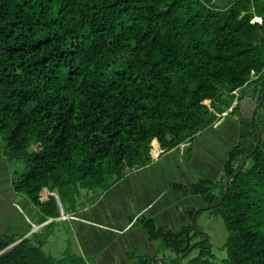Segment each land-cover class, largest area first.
<instances>
[{
    "label": "trees",
    "instance_id": "obj_1",
    "mask_svg": "<svg viewBox=\"0 0 264 264\" xmlns=\"http://www.w3.org/2000/svg\"><path fill=\"white\" fill-rule=\"evenodd\" d=\"M251 85L259 105L264 0H0V134L27 170L18 188L41 223L61 216L46 190L62 205L82 189L101 197L234 105L236 114L238 93ZM248 132L250 146L227 154L219 181L174 184L205 203L189 211L187 226L172 232L142 218L148 240L171 250L176 264L195 249L187 264H216L209 240L191 225L205 211L228 232L222 264H264V141L256 128L254 139ZM48 240L0 233V264H87L82 256L55 260L43 249Z\"/></svg>",
    "mask_w": 264,
    "mask_h": 264
},
{
    "label": "rangeland",
    "instance_id": "obj_2",
    "mask_svg": "<svg viewBox=\"0 0 264 264\" xmlns=\"http://www.w3.org/2000/svg\"><path fill=\"white\" fill-rule=\"evenodd\" d=\"M255 85L238 93L241 102L236 114L233 110L234 114L232 111L225 113L216 125L159 159L152 158L148 166L129 173L101 197L102 191L82 189L73 202L67 201L62 205L60 196H55L60 209L65 213L76 210L75 215L52 219L42 229L37 227L44 221L40 209L23 189L18 188L27 170L23 162L11 158L8 144L0 134V233L15 239L29 238L34 244L48 236L43 249L55 260L71 255L84 257L87 264H137L133 257L143 256L148 257L151 264H176L177 256L171 250L161 242L148 241L142 224L132 225V229L124 231L127 218L141 216L149 203H153L155 207L148 208L146 215L155 216L163 229L178 232L188 225V217L183 210L190 206L199 210L205 204L200 197L185 192L179 194L173 184L191 186L200 179L219 181L227 154L244 143V128L251 131L252 139L256 128L264 141V106L257 111L256 124L248 121L257 108V92L256 104H251L254 97L251 91L256 90ZM118 191L128 192V199L123 204L112 200ZM169 208L178 217L173 226L168 225L169 220L165 218V211ZM191 225L194 228L192 222ZM108 226L113 232L106 230ZM194 230L208 237L215 263L222 264L227 257L223 249L228 240L222 219L205 211L197 218ZM139 233V238H144V241L133 244V235ZM198 256L195 249L187 261L182 257L180 264H187Z\"/></svg>",
    "mask_w": 264,
    "mask_h": 264
},
{
    "label": "crops",
    "instance_id": "obj_3",
    "mask_svg": "<svg viewBox=\"0 0 264 264\" xmlns=\"http://www.w3.org/2000/svg\"><path fill=\"white\" fill-rule=\"evenodd\" d=\"M256 92H257V90H252L251 91V93H254V97H253V99H252V103L251 104H256L255 103V98H256ZM259 98V97H258ZM258 98H257V101H258ZM236 104V103H235ZM234 108H236V106L234 105L233 106V108L232 109H230V112L234 109ZM240 118H242L241 116H240ZM248 121L251 123V118L250 117H248ZM244 128V127H243ZM244 131L246 132V133H244L245 134V137L246 138H244L242 141L244 142L243 144H242V146L243 147H248V146H250L249 145V139H248V134H249V132H248V130L247 129H245L244 128ZM241 141V142H242ZM179 148V147H178ZM176 150V149H175ZM174 151V150H173ZM173 186H174V184H173ZM175 189V188H174ZM176 190V189H175ZM177 191V190H176ZM178 192V191H177ZM128 192H126V193H124V192H122V191H118L115 195H114V197L112 198V200H116L119 204H123L127 199H128V194H127ZM179 193V192H178ZM180 194V193H179ZM131 196V195H130ZM202 199V198H201ZM203 202V201H202ZM153 203H149V206H151ZM205 204V203H204ZM149 206H148V208H149ZM154 207H155V205H154ZM153 207V208H154ZM205 207V206H204ZM148 208H146L142 213V215L141 216H139V217H137V215L135 216V217H128L127 218V221H128V224L127 225H125L124 226V231H127L128 229H132V225H135V224H141V219L142 218H144V217H151V218H154L157 222L159 221L155 216H147L146 215V213H147V210H148ZM191 208H193L192 206H190L187 210H183V212H184V214L188 217V224L190 223V219H189V211L190 210H193V209H191ZM203 208V207H202ZM84 210V212L86 211V209L84 208L83 209ZM75 214H72L71 216H74ZM165 218H168V225H175V223H176V220H177V215L176 214H173L172 213V211H171V209L169 208L167 211H165ZM193 218V217H192ZM64 219V218H63ZM89 221V220H88ZM90 222V221H89ZM132 223H135V224H132ZM44 225V224H43ZM159 225V224H158ZM113 227H115V226H113ZM161 227V226H160ZM107 229L106 230H108V231H110V232H113L111 229H110V227L108 226V227H106ZM171 231V230H170ZM141 233H139V234H137V235H133V239H134V241H133V244L135 243V244H138V243H140V241H144V238H142V237H140L139 238V235H140ZM149 241V240H148ZM150 242V241H149ZM112 246H114V244L112 243Z\"/></svg>",
    "mask_w": 264,
    "mask_h": 264
},
{
    "label": "water",
    "instance_id": "obj_4",
    "mask_svg": "<svg viewBox=\"0 0 264 264\" xmlns=\"http://www.w3.org/2000/svg\"><path fill=\"white\" fill-rule=\"evenodd\" d=\"M263 103H264V92H263V94H262V100H261V102L259 103V105H257V108H256V110L254 111V113H253V115H252V120H253V122H256V114H257V111L260 109V107L263 106ZM260 137H261V136H260ZM148 159H149V158H148ZM245 165H246V159L243 161L242 166H241V168H240V170H239V173L242 172V170L244 169ZM237 175H238V173L234 174L233 176H231V177H229V178L227 179V181H226V183H225V194H224V197H226V196L228 195V193H229V186H230V183H231V181H233V180L237 177ZM213 207H215V206H213ZM197 214H198V213H195V215H194L193 218H192V223H193L194 228H196V218H197ZM200 234H202V233H200ZM203 235H204V234H203ZM204 236H205V235H204ZM207 240H208V237H205V239H204L202 242H205V241H207ZM17 245H18V243H14V245H12L11 248H7V249L4 251V253H5L6 251H9V249L14 248V247L17 246ZM154 264H155V263H154Z\"/></svg>",
    "mask_w": 264,
    "mask_h": 264
},
{
    "label": "clouds",
    "instance_id": "obj_5",
    "mask_svg": "<svg viewBox=\"0 0 264 264\" xmlns=\"http://www.w3.org/2000/svg\"><path fill=\"white\" fill-rule=\"evenodd\" d=\"M251 118H252V117H251ZM45 193H47V195H50V194L53 195V194H55L54 196H59L56 192H54V193H50V192H48L47 190L45 191ZM60 203L62 204L61 200H60ZM154 205H155V204H152L151 206H149V208H153ZM59 209H60V207H59ZM196 213H197V212H196ZM68 214H69V213H65V212L62 210V208L60 209V215H61L60 218H64V219H65V218L72 217V216H68ZM74 214H75V213H74ZM194 215H195V214H194ZM60 218H59V219H60ZM145 218H148V217H145ZM50 220H52V219H49L47 222H49ZM141 220H142V219H141ZM196 220H197V218H196ZM47 222H45V223H40L37 227L42 229V228H43V227H42L43 224H46ZM191 222H192V220H191ZM51 223H52V222H51ZM51 223H49V224H51ZM49 224H48V225H49ZM132 224H135V223H132ZM142 227H143V226H142ZM144 232H145V231H144ZM145 234H146V232H145ZM201 235H203V234H201ZM203 237H204V239H205V236H204V235H203ZM204 239H203V240H204ZM203 240H202V241H203ZM202 241H201V242H202ZM207 241H208V240H207ZM207 241H205V242H207ZM16 243L19 244L20 241H18V242H16ZM192 255H193V254H192ZM83 258H84V257H83ZM183 258H184V257H183ZM184 259H185V258H184ZM185 261H186V260H185Z\"/></svg>",
    "mask_w": 264,
    "mask_h": 264
},
{
    "label": "built area",
    "instance_id": "obj_6",
    "mask_svg": "<svg viewBox=\"0 0 264 264\" xmlns=\"http://www.w3.org/2000/svg\"><path fill=\"white\" fill-rule=\"evenodd\" d=\"M263 19L262 18H258V22H261ZM253 75H255V73L253 72Z\"/></svg>",
    "mask_w": 264,
    "mask_h": 264
}]
</instances>
